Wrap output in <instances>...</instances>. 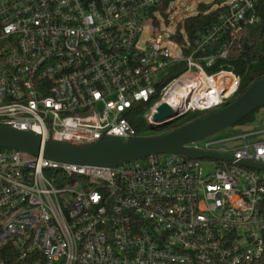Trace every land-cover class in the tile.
Segmentation results:
<instances>
[{
    "label": "built area",
    "instance_id": "obj_1",
    "mask_svg": "<svg viewBox=\"0 0 264 264\" xmlns=\"http://www.w3.org/2000/svg\"><path fill=\"white\" fill-rule=\"evenodd\" d=\"M258 1L0 0V123L87 144L139 136L128 117L158 92L147 122L163 103L175 116L214 110L241 84L215 69L229 51L218 45L255 21ZM198 2L218 22L180 41L196 14L180 9ZM247 137L190 144L233 161L163 153L117 166L0 147V264H263L264 170L239 161L264 163V140Z\"/></svg>",
    "mask_w": 264,
    "mask_h": 264
},
{
    "label": "water",
    "instance_id": "obj_2",
    "mask_svg": "<svg viewBox=\"0 0 264 264\" xmlns=\"http://www.w3.org/2000/svg\"><path fill=\"white\" fill-rule=\"evenodd\" d=\"M264 107V78L249 87L230 104L165 133L136 136L128 139L106 136L95 142L76 144L23 131L0 123V147L16 149L30 155L43 154L45 158L75 165L117 166L163 153H179L190 158H214L233 161V157L190 145L237 125L243 118ZM168 104L157 108L148 125L160 130L180 116ZM241 165L264 170V163L241 160Z\"/></svg>",
    "mask_w": 264,
    "mask_h": 264
},
{
    "label": "trees",
    "instance_id": "obj_3",
    "mask_svg": "<svg viewBox=\"0 0 264 264\" xmlns=\"http://www.w3.org/2000/svg\"><path fill=\"white\" fill-rule=\"evenodd\" d=\"M210 7L211 5L201 4L199 6V11L196 14L185 18L176 34V38L183 41L184 38L183 33H181L182 30H186L188 34H193L196 31L204 30L205 27L211 24H216L218 22L215 17L216 12H207ZM253 10L255 21L252 23H245L238 36H226L218 45V47H220L223 43H227L229 51L226 58H221L217 61L215 69L232 70L241 78V84L236 94L228 98L227 101H225V103H223L220 107L230 104L237 97H239L251 83L264 78V0H259L255 4ZM160 96L161 95L158 92L149 101L136 103L132 114L129 115V121L137 129L139 136L155 135L165 133L164 131H171L213 111H190L162 129L157 130L148 125L146 119L144 118V114L149 111L150 107L157 99L160 98ZM260 109L250 113L238 124L252 121L256 115L255 113ZM262 206L264 208V197ZM262 262L264 264V253Z\"/></svg>",
    "mask_w": 264,
    "mask_h": 264
},
{
    "label": "rangeland",
    "instance_id": "obj_4",
    "mask_svg": "<svg viewBox=\"0 0 264 264\" xmlns=\"http://www.w3.org/2000/svg\"><path fill=\"white\" fill-rule=\"evenodd\" d=\"M198 4V5H197ZM197 4H185V5H182L181 9H180V12H179V17L180 16H183L184 14H188L189 12H195L197 13L199 11V6L201 4H205L204 2H198ZM190 5V6H189ZM207 5H211V4H207ZM186 7H188L189 9V12L188 10H186ZM170 17L169 15H167V18H165V21L166 23H169L170 22ZM157 20V19H156ZM158 22L154 23L156 25H159L160 22L162 21H159L157 20ZM181 27V23L178 24L177 26V30H179ZM160 28V29H159ZM158 29L162 32V31H166L165 33H162L163 37H167L170 33H174L175 31V28L172 26V25H166V24H162L161 22V25ZM153 36L150 34V25H148L147 27H145V32L143 34V38L144 39H150L152 38ZM169 48L174 51L176 50V47L172 44V43H169ZM257 113V112H256ZM255 113V114H256ZM238 125V124H237ZM164 132H167V131H164ZM243 134V131H241L240 129H237L236 125L234 126H231L225 130H222L220 131L219 133L215 134V135H212L208 138H210V140H225L226 138H229V137H233V136H237V135H242ZM144 136V135H143ZM247 140L248 142H257V141H261V140H264V134H260V135H254V136H248L247 137ZM243 142L242 139H238L236 141H223L221 143H219V146H226V147H230L231 145L233 144H241ZM22 156L24 158L26 157H29L31 156L30 154L26 153V152H22ZM204 167H205V170L207 171L208 169H211L212 166L211 165H208L207 163H204Z\"/></svg>",
    "mask_w": 264,
    "mask_h": 264
},
{
    "label": "crops",
    "instance_id": "obj_5",
    "mask_svg": "<svg viewBox=\"0 0 264 264\" xmlns=\"http://www.w3.org/2000/svg\"><path fill=\"white\" fill-rule=\"evenodd\" d=\"M237 129L243 131L248 136L264 134V107H262L250 122L236 125ZM262 141V140H261Z\"/></svg>",
    "mask_w": 264,
    "mask_h": 264
}]
</instances>
